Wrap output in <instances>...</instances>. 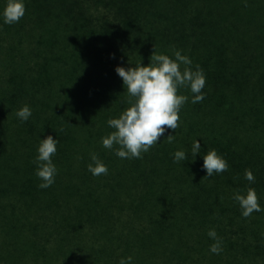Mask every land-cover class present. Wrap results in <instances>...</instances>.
I'll return each instance as SVG.
<instances>
[{
  "label": "trees",
  "instance_id": "obj_1",
  "mask_svg": "<svg viewBox=\"0 0 264 264\" xmlns=\"http://www.w3.org/2000/svg\"><path fill=\"white\" fill-rule=\"evenodd\" d=\"M4 0H0V8ZM0 20V264H264V211L245 218L233 192L264 208V0H25ZM154 46V47H153ZM180 50L205 75L204 99L180 112L139 159L102 147L127 108L114 69ZM32 110L27 122L16 112ZM175 135L172 143L166 139ZM58 141L55 183L38 187L39 139ZM216 150L228 171L202 179ZM183 149L188 159L174 163ZM95 153L108 168L93 176ZM246 169L255 181L244 179ZM202 179V180H201ZM214 229L222 251L213 254Z\"/></svg>",
  "mask_w": 264,
  "mask_h": 264
},
{
  "label": "clouds",
  "instance_id": "obj_2",
  "mask_svg": "<svg viewBox=\"0 0 264 264\" xmlns=\"http://www.w3.org/2000/svg\"><path fill=\"white\" fill-rule=\"evenodd\" d=\"M25 12V0H4L3 7L0 8V20L3 24L12 25L18 23ZM151 58L147 66H141L140 62L134 67L117 66L114 69L126 89L129 106L118 117L107 120L106 124L112 131L101 137V145L114 151L121 159L142 158V153L160 144L158 141L166 132H175L180 126L179 112L189 102V96L180 94L181 89L192 94L191 103L201 102L205 98L202 91L206 84L203 70L198 65L193 68L192 60L180 50H173L172 56L153 52ZM31 115L32 110L28 105L16 112L21 122H27ZM174 139L175 135L168 134L164 140L172 143ZM38 140L37 154L33 160L35 175L41 181L38 187L47 189L55 183L57 175V167L52 158L56 155L58 141L51 135ZM200 153V142L195 139L191 145V155L192 160L198 155L203 160L202 170L206 176L202 179L228 171L227 160L216 150H209L203 156ZM172 158L174 163H181L188 159V154L180 149L172 154ZM90 160L87 169L93 176L108 173L107 166L95 153L90 155ZM244 179L249 184L254 183L255 177L251 170H245ZM231 198L238 204L241 215L245 218L253 212L264 211L252 187L233 192ZM207 235L215 241L210 245L209 251L219 254L222 251V242L216 231L210 229ZM118 264H133V257H122Z\"/></svg>",
  "mask_w": 264,
  "mask_h": 264
}]
</instances>
